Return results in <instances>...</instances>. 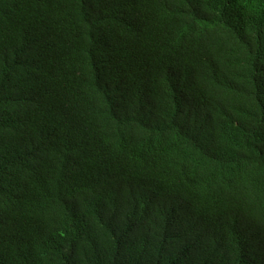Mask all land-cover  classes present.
Segmentation results:
<instances>
[{"label": "trees", "instance_id": "trees-1", "mask_svg": "<svg viewBox=\"0 0 264 264\" xmlns=\"http://www.w3.org/2000/svg\"><path fill=\"white\" fill-rule=\"evenodd\" d=\"M0 264H264V0H0Z\"/></svg>", "mask_w": 264, "mask_h": 264}]
</instances>
